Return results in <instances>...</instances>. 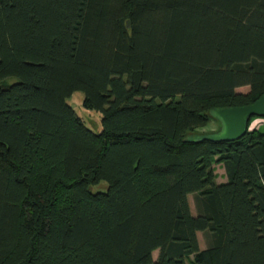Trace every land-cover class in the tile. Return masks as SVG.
<instances>
[{
	"label": "trees",
	"instance_id": "16d2710c",
	"mask_svg": "<svg viewBox=\"0 0 264 264\" xmlns=\"http://www.w3.org/2000/svg\"><path fill=\"white\" fill-rule=\"evenodd\" d=\"M263 95L264 0H0V264H264Z\"/></svg>",
	"mask_w": 264,
	"mask_h": 264
},
{
	"label": "water",
	"instance_id": "95a60500",
	"mask_svg": "<svg viewBox=\"0 0 264 264\" xmlns=\"http://www.w3.org/2000/svg\"><path fill=\"white\" fill-rule=\"evenodd\" d=\"M211 113L220 121V131L214 134L191 136L188 140H239L247 134L251 117H264V95L254 103L235 107L216 108Z\"/></svg>",
	"mask_w": 264,
	"mask_h": 264
},
{
	"label": "rangeland",
	"instance_id": "374dc122",
	"mask_svg": "<svg viewBox=\"0 0 264 264\" xmlns=\"http://www.w3.org/2000/svg\"><path fill=\"white\" fill-rule=\"evenodd\" d=\"M13 79L16 80V78H13ZM11 81L12 80H10V82ZM249 89H250L249 86H243V87H239L237 91L248 92ZM83 99H84V93L82 91H76L68 98V102L73 106L77 114L84 120V122L86 123L88 127H90L95 132L101 131L102 123H101L100 113H98L97 111L93 109L86 108L83 105ZM252 121L253 122H251V124L260 122L261 120H259L258 118H255ZM218 128H219V124L216 121L212 120L208 126L204 127L202 130H199V132L202 133L206 131L207 132L215 131ZM214 166L216 169L215 171L218 175V181L226 180L227 173H226V169L224 165L215 163ZM104 185H106V183H104ZM189 202H190L192 213L194 215H197L198 210H197V205H196V200H195V194H190ZM198 238L200 242V247L202 249L206 248L209 243L206 233L198 232ZM153 255H154V258L157 259L159 255V251L156 250Z\"/></svg>",
	"mask_w": 264,
	"mask_h": 264
},
{
	"label": "built area",
	"instance_id": "2783aa9c",
	"mask_svg": "<svg viewBox=\"0 0 264 264\" xmlns=\"http://www.w3.org/2000/svg\"><path fill=\"white\" fill-rule=\"evenodd\" d=\"M259 120H261L260 122L257 123H252L250 126V129H255V128H259L264 126V117H257ZM253 122V121H252Z\"/></svg>",
	"mask_w": 264,
	"mask_h": 264
},
{
	"label": "crops",
	"instance_id": "0c3cea01",
	"mask_svg": "<svg viewBox=\"0 0 264 264\" xmlns=\"http://www.w3.org/2000/svg\"><path fill=\"white\" fill-rule=\"evenodd\" d=\"M219 183H222V182H227V176H226V180H223V181H218Z\"/></svg>",
	"mask_w": 264,
	"mask_h": 264
}]
</instances>
